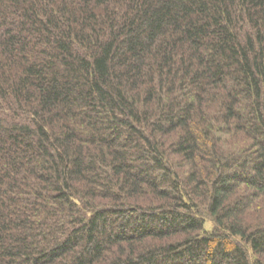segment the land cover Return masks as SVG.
Returning a JSON list of instances; mask_svg holds the SVG:
<instances>
[{"label": "trees", "instance_id": "obj_1", "mask_svg": "<svg viewBox=\"0 0 264 264\" xmlns=\"http://www.w3.org/2000/svg\"><path fill=\"white\" fill-rule=\"evenodd\" d=\"M0 264H264V0H0Z\"/></svg>", "mask_w": 264, "mask_h": 264}, {"label": "rangeland", "instance_id": "obj_2", "mask_svg": "<svg viewBox=\"0 0 264 264\" xmlns=\"http://www.w3.org/2000/svg\"><path fill=\"white\" fill-rule=\"evenodd\" d=\"M213 228V221L212 219L208 216H204V229L206 231H210Z\"/></svg>", "mask_w": 264, "mask_h": 264}]
</instances>
